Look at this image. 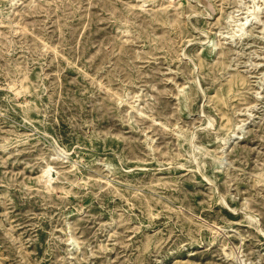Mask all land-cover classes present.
I'll use <instances>...</instances> for the list:
<instances>
[{"label":"rangeland","instance_id":"1","mask_svg":"<svg viewBox=\"0 0 264 264\" xmlns=\"http://www.w3.org/2000/svg\"><path fill=\"white\" fill-rule=\"evenodd\" d=\"M0 264H264V0H0Z\"/></svg>","mask_w":264,"mask_h":264},{"label":"bare ground","instance_id":"2","mask_svg":"<svg viewBox=\"0 0 264 264\" xmlns=\"http://www.w3.org/2000/svg\"><path fill=\"white\" fill-rule=\"evenodd\" d=\"M247 19H248V18H247ZM239 21H240V20H239ZM239 30H240V29H239ZM25 86H27V85H25ZM25 88H26V87H25ZM209 121H210V120H209ZM47 166H48V165H47ZM48 169H49V168H48ZM48 169L44 171V174H43V175H45V173H49ZM47 171H48V172H47ZM49 174H50V173H49ZM48 176H49V175H48ZM48 176H47V177H48ZM49 179H50V178H49ZM46 182H47V181H46ZM250 215H251V214H250ZM250 217H251V216H250Z\"/></svg>","mask_w":264,"mask_h":264}]
</instances>
